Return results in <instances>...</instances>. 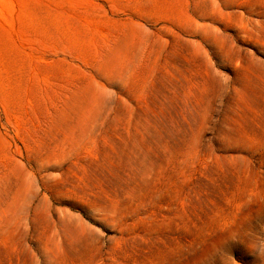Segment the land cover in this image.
Returning <instances> with one entry per match:
<instances>
[{"label":"rangeland","instance_id":"obj_1","mask_svg":"<svg viewBox=\"0 0 264 264\" xmlns=\"http://www.w3.org/2000/svg\"><path fill=\"white\" fill-rule=\"evenodd\" d=\"M0 264H264V0H0Z\"/></svg>","mask_w":264,"mask_h":264}]
</instances>
